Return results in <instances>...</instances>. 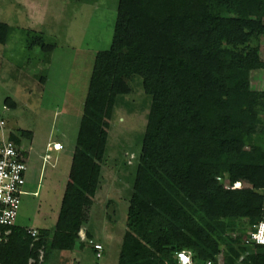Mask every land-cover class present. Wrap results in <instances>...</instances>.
Here are the masks:
<instances>
[{
    "label": "trees",
    "instance_id": "1",
    "mask_svg": "<svg viewBox=\"0 0 264 264\" xmlns=\"http://www.w3.org/2000/svg\"><path fill=\"white\" fill-rule=\"evenodd\" d=\"M10 33L0 22L1 44ZM36 36L31 48L54 49ZM257 69L264 0H119L112 44L96 54L55 229L34 238L24 227H1L0 264H47L52 252L76 248L99 187L109 120L135 75L152 102L119 264H178L175 252L184 249L195 264H264V245L243 241L264 208ZM225 178L248 185L224 188Z\"/></svg>",
    "mask_w": 264,
    "mask_h": 264
},
{
    "label": "rangeland",
    "instance_id": "2",
    "mask_svg": "<svg viewBox=\"0 0 264 264\" xmlns=\"http://www.w3.org/2000/svg\"><path fill=\"white\" fill-rule=\"evenodd\" d=\"M118 3L0 0V22L11 27L7 43H0V118L6 121L0 138L2 133H14L28 151V193L22 196L18 226L55 229L96 54L112 44ZM36 35L55 45L54 49L31 48L30 41ZM129 85L131 93L120 96L109 120L99 187L89 220L79 232L84 240L80 236L73 256L72 251H65L72 264H119L152 102L141 76H133ZM251 86L264 90V69L251 71ZM24 131H30L32 137H24ZM228 182V178L222 180L224 188ZM152 231L154 236L159 233L158 228ZM235 234L237 231L232 236ZM91 240L103 245L101 257Z\"/></svg>",
    "mask_w": 264,
    "mask_h": 264
},
{
    "label": "built area",
    "instance_id": "3",
    "mask_svg": "<svg viewBox=\"0 0 264 264\" xmlns=\"http://www.w3.org/2000/svg\"><path fill=\"white\" fill-rule=\"evenodd\" d=\"M5 125L6 121L0 118V129L3 130ZM27 169V150L22 144H17L10 139L6 133H2L0 138V235L2 233L1 227L6 228L5 233L8 234L11 227L16 225L20 214L22 196L28 193L25 189ZM242 187H244L243 182H236L232 185L228 182L225 185V188L230 189ZM27 232L34 238L39 236V230L36 228H29ZM243 241L246 244L264 245V208L262 218L254 225L246 227ZM90 242L93 244L98 257H101L104 251L103 245L92 240ZM175 256L178 264H195L190 250L176 251ZM206 264H213V261L208 260Z\"/></svg>",
    "mask_w": 264,
    "mask_h": 264
},
{
    "label": "crops",
    "instance_id": "4",
    "mask_svg": "<svg viewBox=\"0 0 264 264\" xmlns=\"http://www.w3.org/2000/svg\"><path fill=\"white\" fill-rule=\"evenodd\" d=\"M56 143H59V142H56ZM24 228L28 229V227H24ZM30 228L39 229V228H45V227L35 226V227H30ZM80 236H81L82 240H84V238L82 237V234ZM71 251H72V256H73V254L76 252V250H71ZM69 257H71V255L70 254H67L65 252V250L64 251H58V250H56V251H54V252H52L50 254V258H49L47 264H72V263H70Z\"/></svg>",
    "mask_w": 264,
    "mask_h": 264
},
{
    "label": "water",
    "instance_id": "5",
    "mask_svg": "<svg viewBox=\"0 0 264 264\" xmlns=\"http://www.w3.org/2000/svg\"><path fill=\"white\" fill-rule=\"evenodd\" d=\"M112 208V207H111ZM111 213H113V212H111Z\"/></svg>",
    "mask_w": 264,
    "mask_h": 264
}]
</instances>
